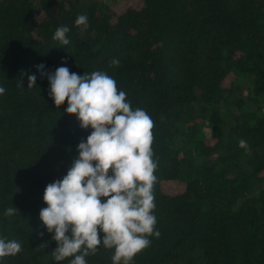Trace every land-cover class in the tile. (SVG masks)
I'll return each mask as SVG.
<instances>
[{
  "label": "trees",
  "instance_id": "16d2710c",
  "mask_svg": "<svg viewBox=\"0 0 264 264\" xmlns=\"http://www.w3.org/2000/svg\"><path fill=\"white\" fill-rule=\"evenodd\" d=\"M60 26L70 29L67 46L52 38ZM40 64L104 71L154 121L161 235L132 264H264V0H0V238L23 249L0 264L74 258L53 259L58 245L40 209L92 129L66 113L67 101L56 108ZM237 73L250 79L251 103L226 83ZM164 179L184 187L166 191ZM8 208L15 213L5 216ZM113 254L100 246L86 261L112 264Z\"/></svg>",
  "mask_w": 264,
  "mask_h": 264
},
{
  "label": "clouds",
  "instance_id": "9594fccd",
  "mask_svg": "<svg viewBox=\"0 0 264 264\" xmlns=\"http://www.w3.org/2000/svg\"><path fill=\"white\" fill-rule=\"evenodd\" d=\"M75 25L81 33L87 31V15H78ZM69 31L60 26L52 38L67 46ZM110 64L119 65V60L114 58ZM37 68L49 81L56 108L67 101L66 113L75 115L82 129H92L78 144L79 155L67 174L44 191L47 207L40 209V220L58 245L51 255L56 262L74 257L70 264H87L86 257L103 246L114 249L112 264H132L138 253L151 246L150 238L161 235L154 215L158 168L152 147L154 121L144 109H133L126 92L104 71L81 76L66 66L54 72L44 71L43 64ZM36 80V75H29L28 88H34ZM4 92L0 87V94ZM238 146L251 150L244 139ZM15 211L8 208L4 215ZM22 250L19 241L0 238V258Z\"/></svg>",
  "mask_w": 264,
  "mask_h": 264
},
{
  "label": "rangeland",
  "instance_id": "374dc122",
  "mask_svg": "<svg viewBox=\"0 0 264 264\" xmlns=\"http://www.w3.org/2000/svg\"><path fill=\"white\" fill-rule=\"evenodd\" d=\"M121 0H117V2L119 3ZM129 2H136V0H128ZM228 85L231 84V92L232 95L235 94L234 96H242L245 98V100H247L248 102L251 103V100L249 98V95L247 93V90L250 88L251 86V82L250 79L243 73H237L236 75H231L227 82ZM227 103L226 106L227 108H231V110L233 111H237L238 107L237 105L232 104V97H228L227 99ZM225 106V107H226ZM231 106V107H230ZM204 130L206 132H210V127L206 125H204ZM161 187L166 190V191H170V192H176L181 190L184 187V184L182 181L180 180H168V179H164L161 181Z\"/></svg>",
  "mask_w": 264,
  "mask_h": 264
}]
</instances>
